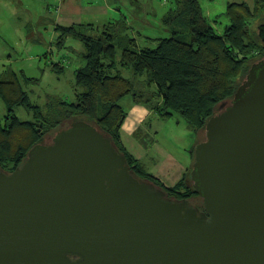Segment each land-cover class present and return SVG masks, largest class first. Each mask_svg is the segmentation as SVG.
Returning a JSON list of instances; mask_svg holds the SVG:
<instances>
[{"label": "water", "instance_id": "95a60500", "mask_svg": "<svg viewBox=\"0 0 264 264\" xmlns=\"http://www.w3.org/2000/svg\"><path fill=\"white\" fill-rule=\"evenodd\" d=\"M219 107L193 145L201 209L140 179L84 120L0 167V264H264V58Z\"/></svg>", "mask_w": 264, "mask_h": 264}, {"label": "trees", "instance_id": "16d2710c", "mask_svg": "<svg viewBox=\"0 0 264 264\" xmlns=\"http://www.w3.org/2000/svg\"><path fill=\"white\" fill-rule=\"evenodd\" d=\"M176 2V12L173 9L166 16L170 25L177 13L178 24L182 23L184 15L194 18L201 15L197 0ZM262 14L264 0H255L252 8L244 2L229 3L225 15L230 24L225 27L224 33L218 34L211 26L205 25L194 29L187 38L173 32L167 39H153L154 47L139 46L134 38L115 40V34L108 26L114 23V28L127 26L123 19L108 23L95 38L75 35L74 28L57 26L56 30L60 29L59 40L71 35L83 44L85 65L75 72V86L81 91H75L73 102L54 100L49 103V111L44 114L38 106L29 103L15 75L11 80H0V99L8 111L12 112L17 107L32 108L33 111L32 122H19L16 118L9 122L6 120L4 125L0 122V167H3L4 161L22 159L23 162L28 150L41 144L45 136L84 120L113 140L126 156L130 169L140 179L161 189L163 187L169 198L173 195L175 200H189L195 193L185 183L186 179H190V168L184 174L183 182L179 181L173 187H161L152 174L139 173L138 161L132 160L119 142L126 118L119 102L129 95L137 104L149 103L157 97L160 99L162 119L180 115L193 133L203 134L206 122L216 114L220 103L233 98L248 74L252 60L264 57V44L257 30L259 25H254ZM52 70L61 74L63 67L53 66ZM123 70L131 72V78H125ZM143 74L146 84L137 80ZM26 80L32 82V79ZM151 85L157 92L155 96L146 89ZM146 94L148 99L145 101ZM21 130L28 133L24 144L11 153V144H14L12 134ZM179 187L185 189L184 194L178 192Z\"/></svg>", "mask_w": 264, "mask_h": 264}, {"label": "rangeland", "instance_id": "374dc122", "mask_svg": "<svg viewBox=\"0 0 264 264\" xmlns=\"http://www.w3.org/2000/svg\"><path fill=\"white\" fill-rule=\"evenodd\" d=\"M197 1L202 16L194 18L191 15L190 17L184 15L182 23L178 24L177 13L170 25L166 21V16L173 9L176 12L178 4L176 0H78L77 6L81 10L74 15L65 9L60 10L63 0H0V80H11L15 75L29 103L38 106L45 114L49 111V103L54 100H64L68 103L74 101L75 91H81L75 86V72L85 65L82 42L71 35L59 40L60 29L57 31V26L80 23L84 26L74 28L77 32L75 35L82 34L95 38L98 37L103 25L109 21L123 19L127 26L114 28L115 23L106 25H109L110 31L115 34V40L134 38L139 46L154 47L155 42L152 39H167L173 32L187 38L194 29H200L205 25L222 34L225 27L230 24L229 18L225 15L229 3L244 2L250 8L255 5V0ZM256 21L254 25L262 24L264 14ZM89 24L94 25L93 30L90 29L91 26H86ZM258 60H252V64ZM53 66L63 67L61 74L54 72ZM122 74L125 78H131V72L123 70ZM26 79H32V82ZM144 79H146L144 74L137 77L141 84H146ZM146 89L150 94H157L153 85L150 88L147 86ZM147 99L146 94L144 100ZM119 104L126 113V121L123 124L126 129H121L119 142L130 154L131 159L138 161L139 173L147 172L157 177L161 187L162 185L173 187L177 182H183L184 174L188 170L179 172V167L184 168L188 159L189 168L191 167L195 137L199 136L195 145L203 142L204 132L201 135L193 133L183 118L177 114L162 119L160 99L157 97L149 103L137 104L132 95H129ZM137 106L140 107L134 109ZM223 110L217 108L216 114ZM145 113L148 115L141 124ZM13 118L19 122H32V108L17 107L10 112L0 99L1 124L4 125L6 120L9 122ZM59 131L55 130L45 136L41 144H50ZM27 134L26 130L12 134L14 144H11L13 149L11 153L17 146L24 144ZM169 159L171 163L168 164L165 161ZM21 162L22 159L4 161L2 168L13 171L16 166L22 164ZM165 166L176 175L170 177L171 173L166 171ZM185 183L192 187L190 179H186ZM153 185L154 188H159ZM162 190L165 189L162 187ZM178 190L181 194L185 193L183 187H179ZM189 202L195 207H200L202 203L199 199Z\"/></svg>", "mask_w": 264, "mask_h": 264}, {"label": "crops", "instance_id": "0c3cea01", "mask_svg": "<svg viewBox=\"0 0 264 264\" xmlns=\"http://www.w3.org/2000/svg\"><path fill=\"white\" fill-rule=\"evenodd\" d=\"M77 1L78 0H63V3L61 4V6H60V10L61 9H65V10H67V11H69V13L70 14H72V15H74V14H76V13H78L81 9H79L78 8V6H77ZM133 5H135L136 6V4H133ZM253 6H254V4H253ZM71 10V11H70ZM116 11H118V10H116ZM119 20V19H118ZM118 20H114V21H118ZM114 21H109L108 23H111V22H114ZM107 23V24H108ZM107 24H105V25H103V27L104 26H106ZM60 27H63V28H80V27H83L84 25L83 24H80V23H72L71 25H69V26H61V25H59ZM86 26H91V28H94V25H92V24H89V25H86ZM102 27V28H103ZM90 28V29H91ZM95 30V29H94ZM153 40V39H152ZM138 107H140V106H137L136 108H134V109H138ZM142 107V106H141ZM142 108H144V107H142ZM148 114L147 113H145L144 115H143V117H142V119H141V124L143 123V121L146 119V116H147ZM126 121V120H125ZM124 121V122H125ZM124 124V123H123ZM144 125H146V124H144ZM122 128L125 130L126 128L125 127H123L122 126ZM152 140V139H151ZM153 142V141H152ZM196 144V137H195V141H194V146H196L195 145ZM146 154V153H145ZM166 163H171V160L169 159L168 161H165ZM189 165H190V160L188 159V162L186 163V166L183 168L182 166H180L179 167V169H180V171L179 172H185L186 170H188L189 169ZM164 168H166V166L164 167ZM169 167H167L166 168V171H168V172H170L171 173V176L170 177H174L175 175H176V173H173V172H171L169 169H168ZM157 178V177H156Z\"/></svg>", "mask_w": 264, "mask_h": 264}, {"label": "flooded vegetation", "instance_id": "af4514ba", "mask_svg": "<svg viewBox=\"0 0 264 264\" xmlns=\"http://www.w3.org/2000/svg\"><path fill=\"white\" fill-rule=\"evenodd\" d=\"M198 137L199 136H196V141L198 140ZM170 198H172V199H176L175 198V196H171ZM195 199H199V200H201V198L196 194V193H194L190 198H189V200H195ZM201 203V202H200ZM197 208H199V207H197Z\"/></svg>", "mask_w": 264, "mask_h": 264}, {"label": "bare ground", "instance_id": "6f19581e", "mask_svg": "<svg viewBox=\"0 0 264 264\" xmlns=\"http://www.w3.org/2000/svg\"><path fill=\"white\" fill-rule=\"evenodd\" d=\"M191 168V167H190Z\"/></svg>", "mask_w": 264, "mask_h": 264}]
</instances>
